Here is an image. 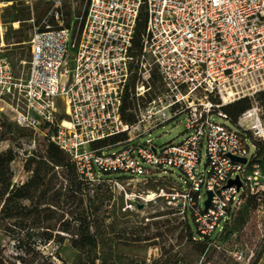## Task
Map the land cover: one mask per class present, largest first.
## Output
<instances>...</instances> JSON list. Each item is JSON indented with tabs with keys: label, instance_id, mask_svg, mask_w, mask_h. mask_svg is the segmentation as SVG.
Returning a JSON list of instances; mask_svg holds the SVG:
<instances>
[{
	"label": "built area",
	"instance_id": "1",
	"mask_svg": "<svg viewBox=\"0 0 264 264\" xmlns=\"http://www.w3.org/2000/svg\"><path fill=\"white\" fill-rule=\"evenodd\" d=\"M13 6L32 15L21 74L4 55L1 15ZM262 90L264 0H0V122L31 134L20 155L26 160L50 142L88 181L106 176L117 188L172 178L176 170L182 182L172 178L175 186L156 196L191 215L202 237L226 239L246 200H261L264 163L253 140L264 141L256 101ZM243 98L251 107L235 128L220 122H228L221 107ZM123 114L134 121L126 123ZM169 122L183 124L181 142H141ZM116 136L125 138L105 144ZM202 154L205 168L198 171ZM236 179L240 187H228ZM125 197V210L145 202ZM257 209L264 215V205ZM232 256L244 261L238 251Z\"/></svg>",
	"mask_w": 264,
	"mask_h": 264
},
{
	"label": "trees",
	"instance_id": "2",
	"mask_svg": "<svg viewBox=\"0 0 264 264\" xmlns=\"http://www.w3.org/2000/svg\"><path fill=\"white\" fill-rule=\"evenodd\" d=\"M12 8L13 23L23 24V21L29 19L28 11L16 6ZM40 16L39 14L36 17L37 20ZM1 18H5L4 13ZM145 22L144 15H141L133 41V47L137 51L140 50V38ZM21 27L22 25L18 30L13 31L16 34L15 43L17 44L25 41L23 40L25 37L21 35ZM20 61L22 59H19ZM256 101L261 108L264 126V90L257 93ZM250 107V100L243 98L221 107V111L226 115L227 121L235 125L239 116ZM128 108H132L131 101L125 104V109ZM123 120L126 123H132L134 116L123 114ZM2 126L6 133H11L10 124L2 123ZM17 132L20 136H24L22 129L18 128ZM123 138L125 136L112 137L105 144H115ZM253 142L256 146V157L262 158L264 163V141L253 140ZM15 157L16 154L12 150L0 153V233L12 243L9 254H6L5 249L0 245V264H57L52 255L44 252V248L49 243L60 244L65 240H68L71 248L79 254L88 258L92 255L91 264L96 262L105 264L106 252L102 247L107 241L108 234L103 206L105 201L112 197L109 178L104 176L99 182L88 181L77 172L74 163L57 146L45 141L41 151L33 153L25 160V171L29 173L28 179L16 184L11 170V163ZM161 181H166L168 184L174 182L166 175L161 176L157 183ZM169 186L171 187L168 191L172 188V185ZM157 189H164V186ZM260 199V202L256 197H249L246 200L243 208L236 213L231 227L227 229L226 239H229L240 225L247 222L251 211L256 210L260 204L264 205V192ZM182 218L189 242L206 248L207 246L215 247L218 241H226L222 237L211 239L200 236L191 215L184 214ZM260 259L261 255H258L253 264H258Z\"/></svg>",
	"mask_w": 264,
	"mask_h": 264
},
{
	"label": "rangeland",
	"instance_id": "3",
	"mask_svg": "<svg viewBox=\"0 0 264 264\" xmlns=\"http://www.w3.org/2000/svg\"><path fill=\"white\" fill-rule=\"evenodd\" d=\"M3 13L5 18H1V21L7 26L4 37V55L11 60L16 71L21 74L23 69L19 64V59L29 60L28 41L32 27L28 20L32 15L29 12V19L23 21V24L19 22L18 26L14 27L11 17L14 13L13 8L12 10L5 9ZM38 15L39 13H34V17ZM21 25V35L23 38L25 37L23 39L25 41L17 44L15 43L16 34L13 31L18 30ZM219 121L235 128L229 122ZM2 123L11 125V133H6ZM17 131L18 128L13 124L6 121L0 122V153L12 150L16 154L11 163V170L14 175V183L20 184L29 177V173L25 171V157L20 155V152L23 154V143L31 138V134L22 130L24 136H20ZM184 136L183 124L169 122L152 131L149 136L141 138V142L150 139L155 145L163 146L169 143H179ZM38 144L41 145L42 142L39 140ZM204 163L205 156L202 154L198 171L204 170ZM173 174L172 178L177 183H181L179 172L174 170ZM169 185L173 187L175 183L168 184L166 181H161L157 184H145L137 181L124 184L123 188L111 187L112 197L105 201L103 206L108 234L107 241L102 247L106 252L105 264H140L141 262L148 264H253L258 255H261L259 263L261 262L264 258V215L259 209L251 211L247 222L240 225L229 239L224 242L218 241L215 247L204 248L189 242L182 215L176 212L173 206L168 205L164 199L156 196L158 187L164 186V190L168 191V188L171 187ZM125 194L140 195L145 199V202L138 200L139 203L135 209L125 210ZM203 201L204 196L202 195V205ZM139 206L141 208H138ZM115 234L119 236L114 237ZM0 245L5 249L6 254L11 252V241L1 233ZM233 251H238L243 255L242 263L234 260ZM44 252L52 255L57 264L92 263V255L88 258L79 254L71 248L68 240L60 244L49 243L44 248ZM95 264L100 263L96 262Z\"/></svg>",
	"mask_w": 264,
	"mask_h": 264
},
{
	"label": "water",
	"instance_id": "4",
	"mask_svg": "<svg viewBox=\"0 0 264 264\" xmlns=\"http://www.w3.org/2000/svg\"><path fill=\"white\" fill-rule=\"evenodd\" d=\"M232 162H237L240 164H244L245 160L244 159H237L235 157H230ZM235 185L237 188L240 187V183L239 181L236 179L235 181H231L228 184V187ZM212 194L210 192H207V200L203 203V207H204V211L208 208L209 204H210V200H211ZM138 208H141L140 206Z\"/></svg>",
	"mask_w": 264,
	"mask_h": 264
},
{
	"label": "crops",
	"instance_id": "5",
	"mask_svg": "<svg viewBox=\"0 0 264 264\" xmlns=\"http://www.w3.org/2000/svg\"><path fill=\"white\" fill-rule=\"evenodd\" d=\"M259 264H264V258L261 260V262Z\"/></svg>",
	"mask_w": 264,
	"mask_h": 264
},
{
	"label": "bare ground",
	"instance_id": "6",
	"mask_svg": "<svg viewBox=\"0 0 264 264\" xmlns=\"http://www.w3.org/2000/svg\"><path fill=\"white\" fill-rule=\"evenodd\" d=\"M1 46H3V44Z\"/></svg>",
	"mask_w": 264,
	"mask_h": 264
}]
</instances>
